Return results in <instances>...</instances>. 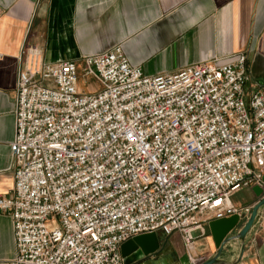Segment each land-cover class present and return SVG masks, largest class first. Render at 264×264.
<instances>
[{
    "label": "built area",
    "instance_id": "2783aa9c",
    "mask_svg": "<svg viewBox=\"0 0 264 264\" xmlns=\"http://www.w3.org/2000/svg\"><path fill=\"white\" fill-rule=\"evenodd\" d=\"M10 141V264H124L135 234L181 233L192 264L196 228L241 212L233 191L263 185L264 87L246 54L149 75L120 44L80 60L26 45ZM99 87L85 92L79 79ZM55 221L54 224L52 221Z\"/></svg>",
    "mask_w": 264,
    "mask_h": 264
},
{
    "label": "crops",
    "instance_id": "0c3cea01",
    "mask_svg": "<svg viewBox=\"0 0 264 264\" xmlns=\"http://www.w3.org/2000/svg\"><path fill=\"white\" fill-rule=\"evenodd\" d=\"M117 44L149 75L203 60L225 63L244 52L248 94L264 87V0H0V194H10L14 186L10 141L26 45L54 61L80 60ZM252 185L230 195L231 203L246 211L236 230L261 197ZM202 226L193 231V254L203 260L217 248L208 221ZM157 233L159 247L132 264H192L180 232ZM15 253L12 218L0 211V264H10ZM219 258L224 262L214 264H264V204L242 244L232 240Z\"/></svg>",
    "mask_w": 264,
    "mask_h": 264
},
{
    "label": "water",
    "instance_id": "95a60500",
    "mask_svg": "<svg viewBox=\"0 0 264 264\" xmlns=\"http://www.w3.org/2000/svg\"><path fill=\"white\" fill-rule=\"evenodd\" d=\"M264 180V174L262 176ZM252 189L257 196H261L251 207L249 215L246 217L243 225L236 230L241 217L246 215V211L240 213L234 212L230 215L212 218L208 220V226L217 248L216 252L198 264H214L224 262L219 256L230 246L232 240H237L240 245L251 225L253 224L259 208L264 204V187L259 184H253ZM160 244V239L156 231L135 234L120 244V252L123 256L124 264H132L139 255H147L154 252Z\"/></svg>",
    "mask_w": 264,
    "mask_h": 264
},
{
    "label": "rangeland",
    "instance_id": "374dc122",
    "mask_svg": "<svg viewBox=\"0 0 264 264\" xmlns=\"http://www.w3.org/2000/svg\"><path fill=\"white\" fill-rule=\"evenodd\" d=\"M78 84L81 87V89L85 91H93L99 87L98 82L92 76H87L85 78L81 77L78 81ZM54 222L55 221L53 220L52 223L54 224Z\"/></svg>",
    "mask_w": 264,
    "mask_h": 264
}]
</instances>
